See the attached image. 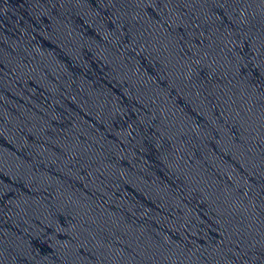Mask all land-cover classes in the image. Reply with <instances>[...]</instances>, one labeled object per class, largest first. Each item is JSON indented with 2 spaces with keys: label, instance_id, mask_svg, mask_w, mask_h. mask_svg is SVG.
<instances>
[{
  "label": "water",
  "instance_id": "95a60500",
  "mask_svg": "<svg viewBox=\"0 0 264 264\" xmlns=\"http://www.w3.org/2000/svg\"><path fill=\"white\" fill-rule=\"evenodd\" d=\"M0 264H264V0H0Z\"/></svg>",
  "mask_w": 264,
  "mask_h": 264
}]
</instances>
